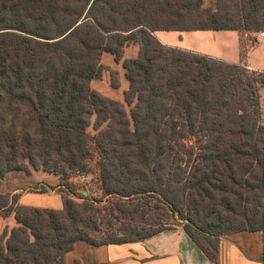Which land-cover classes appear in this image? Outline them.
I'll list each match as a JSON object with an SVG mask.
<instances>
[{
  "label": "trees",
  "instance_id": "trees-1",
  "mask_svg": "<svg viewBox=\"0 0 264 264\" xmlns=\"http://www.w3.org/2000/svg\"><path fill=\"white\" fill-rule=\"evenodd\" d=\"M226 30L264 31V0H0V180L43 170L63 194L61 209L0 194L17 222L0 235V264H64L80 241L138 243L177 226L214 263L225 236L264 242V71L156 36ZM130 44L138 56L124 59ZM104 53L123 61V101L92 87ZM79 175L95 196L77 195Z\"/></svg>",
  "mask_w": 264,
  "mask_h": 264
},
{
  "label": "crops",
  "instance_id": "crops-1",
  "mask_svg": "<svg viewBox=\"0 0 264 264\" xmlns=\"http://www.w3.org/2000/svg\"><path fill=\"white\" fill-rule=\"evenodd\" d=\"M205 5L210 6L207 0ZM156 36L165 45L236 64L242 62V44L246 42L248 46L244 60L246 65L251 70L264 71V38H258V36L250 37L248 34L242 35L232 30L158 31ZM252 40L254 44H251ZM138 52L139 47L130 44L126 47L124 59L136 58ZM105 57L104 54L103 64L108 69L117 71L121 79L123 76L121 91L124 94L129 83L125 77L123 61L118 63L112 55L113 60L108 57L105 59ZM123 94L118 95L112 92L114 99L119 101H123ZM260 95L264 124V88L261 89ZM12 173L15 172L9 174ZM7 176L8 174L5 178ZM19 191V189L9 191L11 196L19 195V204L50 207L45 203L36 202L37 199L30 200L26 191ZM16 225L14 213L6 215L0 212V235L5 229L10 231ZM64 264H264V242L261 232H241L225 236L220 241L219 262L214 263L180 226L138 243L95 247L80 241L71 252L67 253Z\"/></svg>",
  "mask_w": 264,
  "mask_h": 264
},
{
  "label": "rangeland",
  "instance_id": "rangeland-1",
  "mask_svg": "<svg viewBox=\"0 0 264 264\" xmlns=\"http://www.w3.org/2000/svg\"><path fill=\"white\" fill-rule=\"evenodd\" d=\"M209 2V5L211 7L215 6L216 0H207ZM208 6V5H206ZM264 32V31H259V32H243L242 35L248 34L250 37L252 36H258V33ZM255 42L252 40L251 44H254ZM248 46L247 43L242 44V54L244 58L242 57V62L243 64L245 63V57H246V52H247ZM105 54V59L113 58L111 55L108 53ZM103 54V55H104ZM116 62V61H114ZM121 62V61H120ZM118 62V63H120ZM105 66V65H104ZM106 67V66H105ZM111 71L116 72L118 75V80H119V88H114L111 85ZM123 79V76H122ZM121 77L119 73L115 70L108 69L106 67L105 72L103 73V77L101 80H97L92 84V87L102 93L103 95L110 97L114 99L115 97L112 96V92L115 94L118 93V95L123 94L121 91L122 88V82H121ZM264 88V87H263ZM116 100V99H115ZM122 100H124V94L122 95ZM23 117H21L20 120H17V126H21V121ZM262 123H263V116H262ZM89 132L91 134H95L94 128L91 126L89 127ZM80 176V175H79ZM79 176H76L73 180L78 184L77 187V195L83 196V194H87L90 196H95L96 191L94 190L95 184H93L92 179L93 177L91 175H87L86 178H81ZM4 180V181H3ZM60 178L58 176H55L53 174L46 173L43 170H34L30 169L28 172H22L18 171L12 174H8L6 178H3L0 180V194L4 195H10L9 191H12L14 189H19V192L26 191L28 198L31 199H37L36 202L38 203H45L47 205H50L49 208H57L61 209L63 205V194L60 192ZM12 198V196H11ZM180 227V226H177Z\"/></svg>",
  "mask_w": 264,
  "mask_h": 264
},
{
  "label": "built area",
  "instance_id": "built-area-1",
  "mask_svg": "<svg viewBox=\"0 0 264 264\" xmlns=\"http://www.w3.org/2000/svg\"><path fill=\"white\" fill-rule=\"evenodd\" d=\"M258 38H264V32H260V33H258ZM79 177H81V178H86V176L85 175H81V176H79Z\"/></svg>",
  "mask_w": 264,
  "mask_h": 264
}]
</instances>
